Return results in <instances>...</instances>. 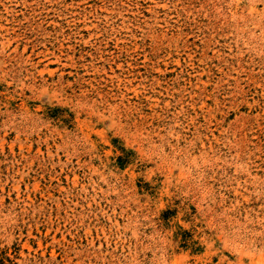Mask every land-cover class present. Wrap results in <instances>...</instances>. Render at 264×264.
Returning <instances> with one entry per match:
<instances>
[{"label": "rangeland", "instance_id": "1", "mask_svg": "<svg viewBox=\"0 0 264 264\" xmlns=\"http://www.w3.org/2000/svg\"><path fill=\"white\" fill-rule=\"evenodd\" d=\"M0 264H264V0H0Z\"/></svg>", "mask_w": 264, "mask_h": 264}]
</instances>
